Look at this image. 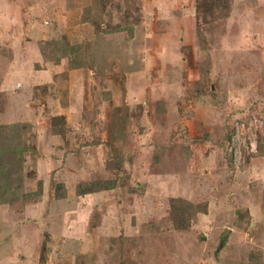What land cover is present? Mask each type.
<instances>
[{
  "label": "rangeland",
  "instance_id": "1",
  "mask_svg": "<svg viewBox=\"0 0 264 264\" xmlns=\"http://www.w3.org/2000/svg\"><path fill=\"white\" fill-rule=\"evenodd\" d=\"M0 264H264V0H0Z\"/></svg>",
  "mask_w": 264,
  "mask_h": 264
},
{
  "label": "trees",
  "instance_id": "2",
  "mask_svg": "<svg viewBox=\"0 0 264 264\" xmlns=\"http://www.w3.org/2000/svg\"><path fill=\"white\" fill-rule=\"evenodd\" d=\"M120 30L115 29L114 31ZM115 186V179H97L91 182L79 183L76 186L75 192L77 195H84L86 193H91L99 190L112 189ZM65 186L63 183H57L55 186V197L62 198L65 197ZM18 197L14 201L19 200L20 202L37 201L42 195V182L38 181L37 190L31 192H24L23 188L17 186L16 191Z\"/></svg>",
  "mask_w": 264,
  "mask_h": 264
}]
</instances>
